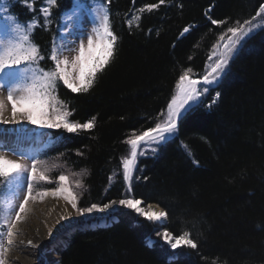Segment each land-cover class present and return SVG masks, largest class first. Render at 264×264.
<instances>
[{
    "label": "trees",
    "instance_id": "1",
    "mask_svg": "<svg viewBox=\"0 0 264 264\" xmlns=\"http://www.w3.org/2000/svg\"><path fill=\"white\" fill-rule=\"evenodd\" d=\"M29 2L35 11L23 0H0L20 22L36 18L42 24L41 0ZM153 3L159 0H110L118 36L114 58L87 93L58 89L73 110L71 119L95 117L94 128L79 134L42 131L39 159L56 160L71 173L88 172L81 176L79 207L122 198L126 138L154 127L180 75L191 68V77H202L218 38L237 21L251 20L264 0H165L139 12ZM58 4L51 29L37 28L32 37L42 53L71 0ZM211 19L225 23L212 25ZM138 169L134 195L168 214L160 231H188L198 247L171 251L150 221L118 207L104 222L90 220L64 235L59 264H264V25L242 41L199 107L183 114L175 137L140 157ZM6 193L0 190V201Z\"/></svg>",
    "mask_w": 264,
    "mask_h": 264
},
{
    "label": "snow or ice",
    "instance_id": "2",
    "mask_svg": "<svg viewBox=\"0 0 264 264\" xmlns=\"http://www.w3.org/2000/svg\"><path fill=\"white\" fill-rule=\"evenodd\" d=\"M23 2L31 11H35L29 0ZM41 3L43 6L39 12L42 24L36 18L22 23L18 17L8 14L9 8L0 7V16L4 20L0 25V94L6 90V101L11 105L10 114H6L5 99L0 95V125L15 126L11 129L0 128V151H10L19 157L13 159L7 154H0V190L11 193L6 201H0V264H9V254L17 244L16 238L22 232L20 225L32 211L30 202L43 201L46 197L62 198L71 205L77 216L109 213L116 207H123L133 210L149 221L163 223L168 215L165 211H155L151 204L145 207L143 199L134 195L133 181L139 180L138 160L149 151L156 153L161 145L175 137L183 114L199 107L201 97L209 88L218 86L242 41L256 29L257 25L253 21L257 18L264 20V3H261L251 20H245L243 23L237 21L236 27L227 28L226 33L219 38L223 44L213 46L216 50L209 56V60L217 58L208 66L205 74L199 79H193L190 77L193 70L188 68L180 75L176 83L177 94L173 95L168 103L166 114L163 111L160 113L164 120L139 134L133 131L132 135L126 138L124 142L129 146L130 152L121 159L125 185L122 198L79 207L78 195L72 190L67 175L60 174L56 178L57 187L38 189L41 182L53 183L48 175L50 169L47 161L39 159L37 152L22 148L20 141L31 136L46 135L36 129H63L70 134H79L94 128L95 117L83 123L71 119L73 110L66 101L58 97V89L63 86L74 94L87 93L94 86L97 74L103 72L114 58L118 36L110 23V11L107 6L110 0H71V7L65 8L61 12L60 20L56 21L57 31L50 47L42 53L40 45L34 42L32 37L37 28L51 29L52 9L59 7V4L58 0H41ZM89 3L92 5L90 9L87 7ZM164 3L165 0H159V4H147L141 7L139 12H151ZM84 15H90L92 18L90 33L83 31ZM135 19L139 20V17ZM223 23L225 21L211 19L212 25ZM190 28L191 26L185 27L181 35L188 33ZM75 34H78V46H75V41L66 40L67 36ZM69 44L74 46L70 47ZM65 52L75 55L70 57L65 55ZM219 96L220 93L216 92L211 103L214 104ZM208 107H211V104ZM29 125L35 128L30 129ZM6 133L17 138L12 147H6L2 140ZM79 175L87 176L88 172L84 169ZM114 175L115 173L108 177L110 185ZM75 184L77 188H84L82 180H76ZM70 219L71 213L60 217V220ZM157 235L173 250L178 247H198L188 231L174 235L165 229ZM27 245L38 247L32 240H28Z\"/></svg>",
    "mask_w": 264,
    "mask_h": 264
},
{
    "label": "bare ground",
    "instance_id": "3",
    "mask_svg": "<svg viewBox=\"0 0 264 264\" xmlns=\"http://www.w3.org/2000/svg\"><path fill=\"white\" fill-rule=\"evenodd\" d=\"M29 206L32 211L20 225L22 232L16 238L17 244L9 254V264H37L40 258H43L47 264H52L60 257L58 254L59 242L56 241L55 236L63 232L72 222L73 210L60 198L53 197L31 202ZM152 207L155 211H162L158 205H152ZM68 213H71L70 220H60L61 215ZM50 230L51 235H49ZM28 240H32L33 244L38 247L28 246ZM44 242L50 245L51 251L46 255H41L39 246Z\"/></svg>",
    "mask_w": 264,
    "mask_h": 264
},
{
    "label": "rangeland",
    "instance_id": "4",
    "mask_svg": "<svg viewBox=\"0 0 264 264\" xmlns=\"http://www.w3.org/2000/svg\"><path fill=\"white\" fill-rule=\"evenodd\" d=\"M88 5H89L88 8L90 9L92 7V5L90 3ZM0 7H4L2 3H0ZM91 21H92V18H91L90 15H84L83 20H82V27H83V31L85 33H90L91 32V28L93 26ZM3 23H4L3 17L0 16V25H2ZM253 23L257 25V27H256V29H257L260 26L264 25V20H262L261 18H257L255 21H253ZM224 33H226V31ZM228 35H230V34H228ZM219 38H218V40L216 41V43L214 45H216L218 43L221 44V45L223 44V41H220ZM66 40L67 41H75V46H78V44H79L78 34L69 35V36L66 37ZM85 43H86V37H85ZM69 46L71 47V46H74V45L69 44ZM215 50L216 49H214L212 47L209 56H211L212 53H213V51H215ZM65 55H69L71 57V56L75 55V53L65 52ZM216 58L217 57H213L212 60H209V58H208V61H207V64H206V67H205V70H204L203 75L205 74L206 69L208 68V66L215 62V59ZM191 78H193V77H191ZM193 79H197V78H193ZM176 94H177V89L175 90L174 95H176ZM0 95H2V97L5 99L6 108H7L6 114H10L11 105L8 104L7 101H6V90L2 94H0ZM166 111H167V108L164 111L165 114H166ZM163 120H164V116H161L158 122H162ZM7 127H5V125H0V128H4V129H11V128L15 127V126L7 125ZM28 128L34 129L35 126L29 125ZM40 130L44 131L45 129H36L37 132H40ZM137 134H139V133H137ZM2 140L5 143L6 147H12L17 142V138H16L15 135L7 134V133L2 138ZM40 141H41L40 138L38 139L37 136H31V137L23 138L20 141V145H21L22 148H24L26 150H31V151L37 152V150L39 149L38 148V145H39ZM129 152H130V148H129L128 153L126 154V156L129 155ZM0 154H7L10 158H13V159H18L19 158L17 156H14L12 154V152H10V151H8V152L0 151ZM146 154H151V152L149 151ZM126 156H124V157H126ZM41 160L47 161L48 167L50 169V171L48 172V175L53 180V183L49 184V183H46V182H41V184L38 185V189H45V188L57 187L58 186V181L56 180V178L60 174H64V175H67L69 177L70 186H71L72 190L77 194L79 188L76 187L75 181L76 180H81V176L79 175V173H71V172H69L67 169L63 168L59 164V162L56 161V160H52V161L51 160H48V159H41ZM10 195H11V193H9L7 191V193L5 194V196L2 198V201H6L10 197ZM60 199L63 200L62 198H60ZM37 201H39V200H37ZM149 204H156V203H149ZM156 205H158V204H156ZM69 206L71 207V205H69ZM117 208L118 207H116V209ZM160 209H162V208L160 207ZM72 210H73V219H72V222H70V224L80 223L79 226L81 224H86L85 222H88L90 220H94V219H96V220L100 219L101 220V219L107 218L108 216L110 217L112 215V213L109 212V213H95V214H92L91 216H77L76 215V211L74 209H72ZM162 211H164V210L162 209ZM64 221H66V220H64ZM150 222L153 224V228H154V231L155 232H157V233L158 232L159 233H162L163 232V231H160V226L163 223H165L166 220L163 223L153 222V221H150ZM75 227H77L76 224L74 226L66 227L63 232H61L60 234H58V235L55 236V239H56V241L59 242V245H63V242H62L63 236L66 235L72 228H75ZM160 239H161L162 243H164L170 250H173V249L170 248V246L168 244L165 243V241L162 239V237ZM39 248H40L41 255H46L47 252L51 251L50 245L48 243H46V242H44L43 244H41L39 246ZM58 262H59V260L55 261L52 264H58ZM37 264H47V263L43 260V258H40Z\"/></svg>",
    "mask_w": 264,
    "mask_h": 264
},
{
    "label": "water",
    "instance_id": "5",
    "mask_svg": "<svg viewBox=\"0 0 264 264\" xmlns=\"http://www.w3.org/2000/svg\"><path fill=\"white\" fill-rule=\"evenodd\" d=\"M151 205H156V204H151ZM115 211H116V208L114 210L110 211V212L111 213H114ZM75 224H76V226H79L80 223L69 224V225H67V227L74 226ZM63 247H64V244L58 246V254H60V252H61V250H62ZM59 259H60V257H58V260ZM58 264H59V262H58Z\"/></svg>",
    "mask_w": 264,
    "mask_h": 264
}]
</instances>
